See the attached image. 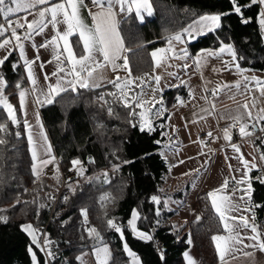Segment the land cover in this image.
<instances>
[{"label":"trees","instance_id":"16d2710c","mask_svg":"<svg viewBox=\"0 0 264 264\" xmlns=\"http://www.w3.org/2000/svg\"><path fill=\"white\" fill-rule=\"evenodd\" d=\"M154 15L145 17L140 23L133 13L121 24V34L125 45L131 49L126 53L132 76L140 75L153 67L151 50L165 44V29L175 31L186 26L201 14H223L221 27L214 32H206L189 42L190 52L201 48L216 47L221 43L234 46L242 60L239 64L246 67L264 69V41L258 24L260 6L251 4V0H238L242 6V15L232 11L231 0H152ZM248 20V23L242 22ZM1 21V18H0ZM16 54L11 56L0 68V75L6 80L5 92L19 113L16 84L26 85ZM112 84L92 90L80 89L79 95L71 92L57 98L54 104L39 106V113L47 136L53 148L54 156L62 169L72 166L71 161L79 159L84 168L83 175L71 177L67 183L68 199L61 202L58 215L50 226L49 235L58 240L60 259L58 264H77L78 253L87 249L96 241L89 237L87 224L98 229L112 252V264H127L128 256L123 243L141 258L142 264H185L182 252L189 245L191 237L198 252L201 264H212L217 254L211 237L221 231L208 196H197L201 217L185 225L184 231L174 227L171 222L162 223L163 217H170L172 211L162 210L157 216L156 209L169 196L182 199L189 188L193 175L186 176L171 191L165 190L164 183L168 167L158 153L155 141H161L160 130L151 133L141 132L139 127L129 123L128 110L119 104H113L117 115H108L107 106L98 101L100 93L116 92ZM178 94H183L176 86L164 92L163 104L168 107ZM112 100V97L106 96ZM138 112V109L136 110ZM0 122H7L5 113L0 110ZM21 132L17 138L15 132ZM6 145H0V264H32L29 251L35 253L37 264H43L38 248L22 230V225L30 223L34 227L46 218L44 200L48 187L44 181L36 183L37 176L32 172V161L28 151L24 126L9 122V134ZM255 146L261 155L264 153V136L255 139ZM129 161V163H123ZM262 170L264 172V161ZM121 164L119 171H113V164ZM80 166V165H79ZM81 167V166H80ZM104 173H108L110 183H103ZM89 177H94L89 182ZM255 177L252 181L251 200L256 207L258 220L264 211V183ZM73 189L75 191H73ZM110 199L103 204L102 195ZM158 196L161 204H153L151 197ZM88 210L87 221L81 215V209ZM138 212L137 226L149 233L151 224L157 225V237L162 239L163 248L155 251V239L143 241L135 237L128 226L133 210ZM108 218L114 219L124 229L123 239L114 229L106 225ZM64 220L63 227L60 221ZM161 251L163 259H161Z\"/></svg>","mask_w":264,"mask_h":264},{"label":"snow or ice","instance_id":"6c2138e0","mask_svg":"<svg viewBox=\"0 0 264 264\" xmlns=\"http://www.w3.org/2000/svg\"><path fill=\"white\" fill-rule=\"evenodd\" d=\"M91 3L96 7L97 11H89V15L92 18V23L89 25L85 23L80 14L81 7L85 6L84 0H0V18L3 20V23H0V51L5 53L3 57H0V68L3 67L12 52L18 50L27 72V81L30 87L23 88L20 83H17L16 88L19 89V109L25 116L23 125L29 143L32 172L36 176L39 175L44 167L52 163L55 157L51 155V144L48 143V137L43 131V125L39 122L38 114L36 121L38 131H33V126L29 124L26 118V107L30 95H34L35 102L41 106L45 104L51 105L57 101V98L69 92L77 96L80 89L92 90L102 87L103 76L100 74L101 70L111 66L112 71L115 72L122 67L128 73L127 77L121 78L117 76L114 80L108 81L114 88L119 90L118 93L107 92L100 93L97 96V100L103 101V106H107L108 115H117L112 105L119 104L128 110V123L132 127L138 126L141 132L147 131L151 133L155 130L153 118L162 114V109L153 111L156 104L162 103V97L159 100L156 97V93L161 91V89L158 87L152 88L144 77H132L129 59L125 55V53L131 52V49L126 47L120 27L124 20L132 16L133 13L140 23L145 21V17L153 16L154 7L152 0H91ZM231 3L233 4L232 11L242 15V6L239 5L238 0H231ZM256 3L264 5V0H251V4ZM22 12L28 13L33 18L28 20L27 16H24L15 20L11 19V17ZM229 14H201L187 26H182L178 30L170 31L165 29L166 35L164 39L166 47L156 48L150 53L152 60L155 62V67H170V61L173 59H183L185 61L191 59L197 70L201 68L202 62H206L210 57H220L223 53L231 56V63H234V67L241 79L233 84H218L212 89L206 88L205 91L210 93L212 99L209 100L207 96L203 97L211 105L210 114L218 112L216 101L221 94L227 95L232 100L236 99L237 92L244 97L245 102H237L238 106L234 110V114L232 111L227 114L219 113L220 119L231 121L229 126L223 129L224 139L227 141H231L230 129L234 128L236 123L241 125L239 134L243 138L251 136L257 124L260 121H264V115L260 114L264 113V108H260L257 115H253V109H256V99L250 95L253 91L250 85L254 84L255 89L260 91L261 96H264V80L254 75L251 77L244 75L247 69L241 68L237 62L242 60L243 56L238 55L232 44L225 45L221 43L218 50L203 49L197 55L190 54L184 45L188 39H195L198 35L219 29L222 15ZM259 16V24L264 29V11H261ZM21 19L23 22H21ZM242 22L248 23L249 21L243 20ZM49 28L53 33L51 36L46 35V30H49ZM20 29L24 30L23 34L18 31ZM35 36H44L43 43L35 45ZM28 42H31L32 46L37 48V50L44 48L52 51L53 59L47 63L54 62L55 70L50 74H44L43 83L40 82L33 69V65L39 59V56L37 55L33 60L27 58L25 44ZM177 45L181 47L177 48ZM120 60L123 61L122 65L117 63ZM18 66L13 64V69ZM44 66V62L39 65L40 68ZM188 67L189 65L185 63L184 68L187 69ZM169 75L173 74L169 73ZM53 78L55 79L53 80ZM151 80L156 85H159L161 77L156 75L151 77ZM181 83H184V81H181ZM146 86L153 93L151 99L145 98L147 95L145 92ZM6 87L5 78L0 76V110L4 111L7 121L0 122V145L8 143L5 137L9 134V122L17 127L20 125L16 107L9 102V97L5 95ZM136 89H139V91H136ZM233 90L236 91L234 92ZM106 96L112 97V100L106 99ZM177 100L183 103L179 97H177ZM137 109H142V111L137 112ZM202 111L208 110L202 109ZM260 131H264V127L260 128ZM208 135L211 136V133H208ZM15 136L19 138L21 132L16 131ZM155 143L161 145L166 151L174 150L173 142L163 144L162 141L157 140ZM231 147L235 152L240 153L239 146L232 144ZM161 154L163 155L164 153L161 152ZM236 159H238L244 169L240 179L235 176L226 177L219 189L207 194L211 200V206L222 225V234L213 235L211 239L214 242L220 264H231L233 261L249 257L252 258L253 264H255V253L257 251L264 253V230L255 223L254 214L252 222H250L243 215V212L250 211L251 207L261 206L251 204L253 188L252 177L249 173L253 169H257L258 165L254 162L255 157H253V161H248L241 154ZM260 160L264 161V153L260 155ZM71 163L73 169L80 165L81 167L77 171L78 174L83 175L82 161L74 159ZM123 163L126 164L129 161H123ZM180 163H183V161ZM120 167L121 164L119 163L112 165L113 171H119ZM229 169L230 171L232 170V165H229ZM195 171L199 172L200 169ZM235 171L240 172L241 169L237 168ZM184 175H188V173H184ZM103 176V183H110L108 173H104ZM88 179L91 182L97 178L89 177ZM256 179L264 183V179L261 177ZM230 182H234L237 188L228 193L227 189ZM73 191L75 190L73 189ZM238 193H242V195H238ZM64 199L66 201L68 197L65 196ZM108 199H110L108 194L100 197L102 204ZM151 200L154 204H161V199L156 195H153ZM81 215L84 217V223L87 224L88 210L86 208L81 209ZM157 215H159V209H157ZM138 218V212L134 209L132 218L128 221L132 232L143 241H152L154 237L151 234L138 231L135 223ZM0 221L6 222V217H0ZM106 225L109 229H114L123 239L124 229L114 219L108 218ZM21 227L22 230L32 236L33 243L37 244L41 251H47L45 247L38 243L32 225H22ZM87 232L89 237L97 242L92 248L97 264H112L111 249L104 241L100 231L93 226L88 227ZM48 243L50 241L45 240V245ZM189 243H191L190 240ZM123 250L131 259V264H141L138 255L129 248L126 241L123 244ZM29 251L32 254L33 264H37L36 255L32 252L31 247ZM47 255L51 257L53 253L47 251ZM160 255L161 259H163L162 251ZM183 255L187 259L188 264H195L189 252L186 251ZM77 259L80 260L81 264H84L82 256L77 257Z\"/></svg>","mask_w":264,"mask_h":264},{"label":"crops","instance_id":"0c3cea01","mask_svg":"<svg viewBox=\"0 0 264 264\" xmlns=\"http://www.w3.org/2000/svg\"><path fill=\"white\" fill-rule=\"evenodd\" d=\"M89 1L91 0H84L85 6L81 7L80 14L83 20L85 21V23L91 25L92 18L89 15V11L96 12L97 9L95 6L89 9L87 7ZM259 6L261 13V11H264V5L259 4ZM24 16H27L28 20H31L33 18L31 15H28V13L22 12L11 17V19L15 20L17 18H22ZM259 19L260 16H258L257 19L258 24H259ZM21 22H23L22 19ZM260 29L264 41V29H262L261 26ZM18 31L21 34H23L24 32L23 29H20ZM52 34L53 33L50 28L49 30H46L47 36H51ZM198 36H196L195 39ZM44 39H45L44 36H35L34 37L35 45H40L41 43H43ZM195 39H188L184 47H187V44ZM223 44L227 45L230 43H223ZM220 46L221 44H219L216 47L201 48L195 52H190L188 47L187 49L190 54L197 55L203 49L218 50ZM164 47H166V42L164 45L156 48H164ZM176 47L179 48L181 46L177 45ZM25 48H26V55L29 60L35 59L37 55L39 56V59L36 60V63L33 65V69L36 75L38 76L40 82L43 83L44 74L45 73L50 74L52 71L55 70L54 62L47 63L48 61L53 59L51 49L41 48L37 50V48L32 46L31 42L26 43ZM156 48H154L153 50H155ZM153 50H151V52ZM14 52L16 54L17 63H19L24 74L26 85L23 88H29L30 85L27 81V72L23 64V60L20 58L18 50ZM4 55L5 53L3 51H0V57H3ZM231 61H232L231 56L228 55L227 53H223L220 55V57L208 58L206 62H202L201 68L197 70L196 66L193 64L191 59L187 61L183 59H173L170 61V64L175 65V68L179 70V74L174 77L173 76L171 77L169 75V73H171V66L167 68L155 67V62L152 60L153 67L149 71L144 72L140 75L132 76L133 78L140 76L144 77V79L149 82L152 88L158 87L159 89H161V91L156 93V97L158 100L162 97V103L156 104L155 107H159V109H162V114L159 117L153 118V126L154 128L156 127L160 130L161 141L163 144H168L170 142L174 143V150L172 151L164 150L161 145L157 149L158 153L160 154V156L162 157V159L164 160L165 164L168 167V174L166 176L164 183L165 190L171 191L175 187V185L181 182L186 176L193 175L189 188L185 191L184 196L181 200L167 196L163 199L161 204L162 206L161 208H159V215L163 209L167 211H172V215L170 217H166L167 220L164 221L165 217L161 219L162 223L171 222L174 224V227L181 228V232L184 231V229L186 228L185 225L187 223L191 221H195L197 220L198 217L199 218L201 217V210L197 202V196L199 194L205 193L207 195L209 192L215 189H219L221 185L224 183L226 177L230 178L232 176H235L237 179H240L241 173L244 169L243 166L238 161V159H236V157L243 154V158L248 161H253V157L256 158L254 162L258 165V168L253 169L249 173V175L252 177L251 183L255 177H261L259 172L263 171L262 162L260 160V154L255 146V139L260 135L264 136V131H260V128L264 127V121H260V123L257 124V127L255 130H253V134L251 136H247L243 138L239 134V128L241 125L238 128L235 127L231 128L230 134L232 139L231 141H227L224 139L223 129L228 127L231 121L220 119L219 113L227 114L229 111H232L234 114V110L238 106L237 102L240 103L245 102L244 97L240 96L239 93L237 92L236 99L232 100L229 99L227 95L221 94L216 101V105L218 109V112L216 114H210L211 105L207 103L205 99H203V97L205 96H207L209 100L212 99L210 93L205 91L206 88L212 89L216 87V85L218 84H225V83L233 84L237 80L241 79L240 75L236 71V68L234 67V63H231ZM41 62H44L45 64L43 68L39 67ZM117 63L120 64L119 61H117ZM185 63L189 65L187 69L184 68ZM240 66L243 69H247V71L244 72V75L249 77L254 75L259 79L264 80V69L251 68L242 65ZM100 74L103 76V81H102L103 86L110 84L108 83V81L114 80L117 76L121 78H125L128 75V73L122 67L118 68L115 72H113L111 66L102 69ZM156 75H159L161 77L159 85H156L155 82L151 80V77ZM54 79L55 78H53V80ZM181 81H184V83H181ZM176 86L180 87L183 94H178L175 100L173 101V103L170 106L166 107L163 104L164 92ZM133 87H135V85H133ZM250 87L253 88V91L250 93V95L252 97H255L256 99V109H253V115L255 116L257 115V112L260 108H264V96H261L260 91L255 89L254 84L250 85ZM136 91H139V89H136ZM233 91L235 92L236 90ZM18 92L19 91H17V102L19 107ZM145 92L147 93L145 98L151 99L153 93L152 91L149 90L147 86L145 87ZM5 95H7L6 92ZM177 97H179L180 100L183 101V103H180L177 100ZM9 102L13 104L10 100ZM39 106L40 105L35 102L34 95H30L28 97V102L26 107V112H27L26 118L29 124L33 126V131H38V128L36 126L37 114L39 117V122L43 125L39 113ZM202 109H207L208 111H202ZM155 110L157 109L154 108L153 111ZM139 111L140 109H138V112ZM260 114L264 115V113H260ZM17 116L23 123L25 116L23 113L20 112V109H19V113L17 112ZM43 131L46 133L44 125H43ZM208 133L212 134V138L209 139L207 142H205L204 137ZM25 136L27 139L26 131H25ZM48 143H50L49 138H48ZM27 144L29 151L28 139H27ZM232 144L239 146L240 153L234 151V149L231 147ZM161 152H163L164 154L162 155ZM29 155H30V151H29ZM51 155L54 156L53 148L51 151ZM181 161H183V163H180ZM229 165H232L231 171L229 169ZM237 168H240L241 171L240 172L235 171V169ZM196 169H200V171L196 172L195 171ZM184 173H188V175H184ZM37 177H39L40 180L46 183L48 187V191L58 185L59 165L56 162V157L52 163H49L46 167L43 168V170L39 173ZM238 195H242V193H238ZM208 199L211 204V200L209 197ZM251 204L255 205L252 202V200H251ZM132 212L129 220L132 218ZM253 214L255 215V223L259 225L256 207H251L250 211L243 212V215H245L250 222H252ZM135 223L138 231L146 232L137 226V220ZM28 224L30 223H25L23 225H28ZM88 227H92V226H87V228ZM32 229L35 230V227L33 225H32ZM129 229L131 233L135 237H137L132 232L130 226ZM24 232L29 236L30 240L33 243L32 236L29 235L28 232L26 231ZM217 234H222V229L221 231L215 233L214 235ZM34 235L36 236L35 232ZM189 240L191 241V243H189V245L182 252L183 260L185 264H188L187 259L183 255L187 251L195 261V264H201L198 252L195 248V245L191 237L188 238V241ZM96 243L94 244L91 243V246L89 248L84 249L83 251L78 253V255L76 256L77 264H81L80 260L77 259V257H81V256L83 257L84 264H97V261L92 253V248ZM33 244L36 246L35 243ZM139 260L142 264L140 257ZM127 264H131L130 258H128ZM212 264H220L218 256H217V260ZM231 264H253V260L251 257H249V258L233 261L231 262ZM255 264H264V253H261L260 251H257L255 253Z\"/></svg>","mask_w":264,"mask_h":264},{"label":"built area","instance_id":"2783aa9c","mask_svg":"<svg viewBox=\"0 0 264 264\" xmlns=\"http://www.w3.org/2000/svg\"><path fill=\"white\" fill-rule=\"evenodd\" d=\"M87 7L93 8L94 5L89 1L87 4ZM243 17V15H241ZM0 23H3V20L1 19ZM120 64H123V61H119ZM184 98V96H183ZM240 126L239 123L235 124V128H238ZM212 138L208 134L204 137V141L207 142L209 139ZM56 162L59 165V161L56 158ZM72 169V170H70ZM77 174V168L73 169V165L69 166L67 169H62L59 166V182L58 185L55 189H52L48 195L46 196L44 200V205L46 207V218L43 221L42 224L39 226L35 227V233L37 237L38 243L45 247L47 251H51L53 253V256H48L47 251H41L40 247H37L40 254L42 255L43 258V264H58L57 262L60 259V246L59 242L56 238L50 237L49 231H50V226L52 222L54 221L55 217L58 215L59 210L61 208V202L63 201L64 197L67 196L68 194V189H67V183L68 180L75 176ZM260 176L264 179V172L261 171L259 172ZM237 188V185L234 182H230L228 185L227 192H231L233 189ZM154 204V203H153ZM156 204H154L155 206ZM157 212V209H156ZM167 220V218H164V221ZM64 225V220L60 221V227H63ZM87 226H89L87 224ZM259 226L261 227L262 230H264V211L262 214V218L259 220ZM149 234H151L154 239H155V251L160 252V250L163 248V241L162 239L157 237V225L155 223L151 224L148 228ZM45 240L50 241L47 245H45ZM37 246V244H36Z\"/></svg>","mask_w":264,"mask_h":264},{"label":"rangeland","instance_id":"374dc122","mask_svg":"<svg viewBox=\"0 0 264 264\" xmlns=\"http://www.w3.org/2000/svg\"><path fill=\"white\" fill-rule=\"evenodd\" d=\"M174 71V72H173ZM171 73L173 74V75H170L171 77L173 76H176V75H178L179 74V70L177 69V68H175V65L173 64V65H171ZM141 77V76H140ZM137 82H139V81H137ZM156 109H159V107H155ZM140 111H141V109H140ZM79 165L78 166H76V168L77 169H79ZM36 183H41V180L39 179V177H37V181H36ZM57 187V186H56ZM56 187H54L53 189H55ZM52 189H50L49 191H48V193L51 191ZM48 193H47V195H48ZM46 195V196H47Z\"/></svg>","mask_w":264,"mask_h":264}]
</instances>
